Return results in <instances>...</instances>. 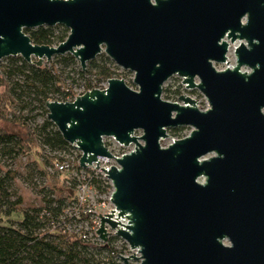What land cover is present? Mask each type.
Returning a JSON list of instances; mask_svg holds the SVG:
<instances>
[{"label": "water", "instance_id": "1", "mask_svg": "<svg viewBox=\"0 0 264 264\" xmlns=\"http://www.w3.org/2000/svg\"><path fill=\"white\" fill-rule=\"evenodd\" d=\"M55 25L69 30L55 46L24 32ZM236 41L235 64L217 70ZM102 52L133 72L137 90L111 77L72 101L45 102L78 165L112 186L100 240L109 226L132 251L126 264H264V0H0V64L69 53L85 70ZM174 75L208 108L186 94L163 99ZM184 126L189 134L161 145ZM104 138L133 148L116 156Z\"/></svg>", "mask_w": 264, "mask_h": 264}, {"label": "trees", "instance_id": "2", "mask_svg": "<svg viewBox=\"0 0 264 264\" xmlns=\"http://www.w3.org/2000/svg\"><path fill=\"white\" fill-rule=\"evenodd\" d=\"M24 32L35 44L55 46L67 37L69 30L63 25H55L24 29ZM54 58L58 66L44 63L38 66L20 56L6 57L0 64V264H121L116 258V236H111L107 244L98 245L65 229V223H73V218L64 211L74 201L77 186L83 179H78L77 175L71 178L67 196L61 197L56 191L62 189L57 186L55 177L47 173L46 167L54 168V161L63 158L54 159L42 153L44 148L50 151L72 148L47 119L45 102L72 101L77 94L72 88L75 75L84 80L80 91L83 93L97 88L101 80L111 78L116 66L103 52L89 61L85 70L69 53ZM86 75L94 76L98 82L92 84V79H87ZM167 91L162 90L165 99L169 97ZM39 116L41 121H38ZM170 131L180 134L182 127ZM31 143L39 148L38 157H43L40 162L34 159L30 163L32 170L46 180L52 178L53 182L51 189H40L44 193V206L22 208L21 197H15L16 193L12 191V180L17 173L5 169V161L28 153ZM75 170L89 171L83 178L100 193L111 187L101 173L77 164ZM13 214H18V218L11 219ZM86 219L88 216L82 215V220Z\"/></svg>", "mask_w": 264, "mask_h": 264}, {"label": "rangeland", "instance_id": "3", "mask_svg": "<svg viewBox=\"0 0 264 264\" xmlns=\"http://www.w3.org/2000/svg\"><path fill=\"white\" fill-rule=\"evenodd\" d=\"M237 44H238V41H236L233 44L232 43L229 44V51L227 53V58L229 61L228 63H226V64L225 63H221V64L214 63V67L217 70H222L226 67H230V66H233L235 64V56L233 54V49ZM54 57H52L49 61H45L44 64H47V66H49L51 64L57 65ZM241 69L242 70H248L245 67H242ZM114 70H115V74L112 77L122 78L130 88H132L134 90L138 89L137 85H135L132 82V79L134 76L133 72L128 71V70H124L118 66H116V68ZM86 77H87V79L88 78L92 79V84H95V82H98L94 79V76H92V75H89V76L86 75ZM75 79H76V82L73 84L74 86H72V88L78 94L83 89L84 80L78 78L76 75H75ZM180 81H181L180 77H178L176 75L171 76L163 85V89H168V91L166 93H169L168 94L169 97L167 99H165L164 94L162 93V98L165 100L174 102V101H178V97L181 94H186L195 100L197 99V107L200 110L207 109L208 108L207 100L199 92V90L196 88L186 89L185 86ZM195 81L197 82L198 80L195 79ZM106 82L107 81L101 80L99 82V86L97 88L102 89V88L106 87V85H107ZM173 91H177V93H173ZM263 112H264V109H263ZM38 121H41V116H39ZM2 125H3V123H2ZM191 129L192 128L189 126H184V127H182V131H180V134H174L170 130H168V132H167L168 138L162 140L161 145L167 146L169 143L172 142L173 139H178V138L186 136L187 134H189ZM25 133H26V131L24 130L23 131L24 136H25ZM140 133L141 132H136L137 135H139ZM104 141H105L106 145L109 146L111 152L114 155L129 151L133 148V145H129V148L120 146L118 143H116L111 138H104ZM39 151H40L39 148L31 143L30 150L28 153L19 155L12 160L7 159L5 161V169H13L17 173L15 178L12 180V191L16 193L15 197L16 196L21 197V199H22L21 207L22 208L44 206V200H43L44 193L41 192L40 189H41V187H46V188L49 187L50 189L52 188L50 186V184L53 182L52 178H48L46 180L44 177H42L40 174H38L36 172V170H34V169L32 170V165L30 163L34 159H37L39 162L43 160L42 156L38 157ZM42 153L45 155L51 156V157H55L54 159L63 158V159L68 161L69 165L72 166V169L67 171V172H56L53 167H50V166L46 167L47 173L50 174L51 176L55 177V180L57 182V186L60 187V189H62V190H60V192L56 191V193H58L61 197L67 196V188H68V185L70 184L69 181L71 180V178H73L75 175H77L78 176L77 178L82 180L83 177H86L87 174H89V171L77 172L75 170V165L77 164V161L79 159V157H77V156L80 155V152L78 150H76L73 146H72V148H69L68 150H64V151H50L48 148H44L42 150ZM110 164H115L113 159H110L108 161L107 166H109ZM100 166H102V164H100ZM102 167H105V166H102ZM87 169H90V168H87ZM96 171L97 170H94L95 173H97ZM102 176L104 179H106L103 174H102ZM201 180L202 179H200V181ZM107 183L111 186L110 182H107ZM111 191H112V186L107 187L105 193L101 192V194H99V196H96L95 194L91 193L90 194V200H91L92 204H95V202L98 198L108 197L111 194ZM10 218L11 219L18 218V214H13Z\"/></svg>", "mask_w": 264, "mask_h": 264}, {"label": "built area", "instance_id": "4", "mask_svg": "<svg viewBox=\"0 0 264 264\" xmlns=\"http://www.w3.org/2000/svg\"><path fill=\"white\" fill-rule=\"evenodd\" d=\"M107 147L109 148V146ZM127 148H129V146H127ZM129 151H126L123 153H127ZM123 153L116 154V156H121ZM109 160L110 159L106 157H99V162L100 164H102V166H107ZM77 165H78V161H77ZM53 166H54V169L57 170L58 172H67L72 169V166L69 165L68 161L65 159L55 160ZM88 168H90L93 171L97 170V169H94L92 166ZM96 172L101 173L98 170ZM82 179L83 180L77 186L74 201L64 211V214H67L69 217L73 218L72 220L73 223H67V224L65 223V229H67L68 231H73L74 233H76V236L82 240L89 239L91 240L92 243H96L98 245L99 244L103 245L104 243L107 244L109 238L111 236H115L114 231L111 230L109 226H106L108 233L109 232L110 233L108 234L107 241L103 242L102 240H100L95 230H97L99 226L100 219H99L98 213H100V215L104 213H108L113 208V205L110 202V195L105 198H98L95 204H92L90 200V194L92 193V194H95L96 196H99V194L101 193L92 185V183L89 180H86L85 178H82ZM82 215L88 216V219L82 220ZM62 231H65V230H62ZM116 248L118 249V252H116V258L118 260V263L126 264L123 262L121 256L128 257V255L132 253V251L130 250V247L124 240L118 238V241L116 242ZM128 264H140V260L138 261L129 260Z\"/></svg>", "mask_w": 264, "mask_h": 264}]
</instances>
